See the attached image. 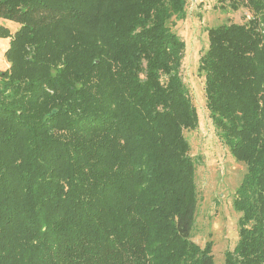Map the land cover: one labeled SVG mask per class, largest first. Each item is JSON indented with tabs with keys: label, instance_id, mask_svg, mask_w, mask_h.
Masks as SVG:
<instances>
[{
	"label": "trees",
	"instance_id": "16d2710c",
	"mask_svg": "<svg viewBox=\"0 0 264 264\" xmlns=\"http://www.w3.org/2000/svg\"><path fill=\"white\" fill-rule=\"evenodd\" d=\"M219 1L248 10L208 27L198 67L245 165L224 261L194 240L189 0H0V264H264V0Z\"/></svg>",
	"mask_w": 264,
	"mask_h": 264
},
{
	"label": "rangeland",
	"instance_id": "374dc122",
	"mask_svg": "<svg viewBox=\"0 0 264 264\" xmlns=\"http://www.w3.org/2000/svg\"><path fill=\"white\" fill-rule=\"evenodd\" d=\"M219 3V0H189L186 19L176 26L186 42L182 75L199 113V126L185 131L197 163L198 209L194 240L201 246L213 240V255L218 263L224 261L225 252L237 243L239 214L232 201L245 165L233 158L215 130L206 106L205 78L198 67L208 47V27L230 20L241 21L248 13L246 8L222 10ZM0 25H6L12 32L18 26L1 18ZM8 43L9 38H0V70L8 67L4 57Z\"/></svg>",
	"mask_w": 264,
	"mask_h": 264
}]
</instances>
